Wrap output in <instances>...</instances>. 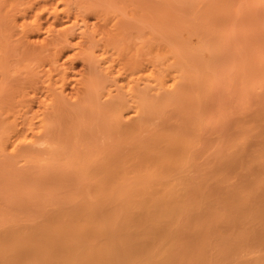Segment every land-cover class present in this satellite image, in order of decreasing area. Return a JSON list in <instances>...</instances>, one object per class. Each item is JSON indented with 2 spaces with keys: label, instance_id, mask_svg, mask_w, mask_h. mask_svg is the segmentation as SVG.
<instances>
[{
  "label": "bare ground",
  "instance_id": "bare-ground-1",
  "mask_svg": "<svg viewBox=\"0 0 264 264\" xmlns=\"http://www.w3.org/2000/svg\"><path fill=\"white\" fill-rule=\"evenodd\" d=\"M98 1L0 0V152L15 156L21 162L44 161L43 164H55L56 167L63 163L75 166L81 171L83 182L80 188L65 192L62 198L65 196L66 205H69L66 198L70 199L71 195L73 200L84 198V203L75 204V200L74 204L70 203L73 207L65 206L66 209H58L59 212L52 208L51 212H57L53 215L51 212L45 214V211L39 220L30 219L29 215L31 223L28 226L18 224L21 223L18 219V223H8L10 226L3 221L2 226L0 224V264H264V147L259 152V147L255 149L257 154L242 150L234 153L232 148L229 149L232 154L228 156L223 152V159L217 150L215 153L220 154L218 160H221L214 163L217 158L214 154L215 158L209 162L212 160L210 164L217 165L213 164L210 170L201 165L197 150L200 164L190 159L193 167L197 161L195 174L192 169L189 179L184 181V176H188L185 171L181 180L180 176L184 174L181 168L185 166V170H190L192 167L187 166L191 163L180 167L184 160L190 161L189 154H185L191 150L187 139L175 135L176 139L180 137V142H173V139L171 143L170 138H164L169 134L155 138L151 137L155 132H149L146 140L142 141L141 137L139 141V137L133 135L141 131L143 123L146 124L145 121L141 123L144 116L138 118L140 123L132 122L128 116L126 123L122 121L127 100L133 106L130 107L133 108L131 114L137 116L152 102L151 96L147 99V89L138 88V81L127 86L125 92L129 98L122 91L123 85L116 84L119 78L125 77L126 71L132 80L141 78L138 74L143 69L142 58L145 57L140 48L136 46L124 65L115 67L114 72V60L119 59V53L127 48L125 43H129L125 42L131 34L129 31L133 29L134 32L135 27L137 32L141 30L137 27L139 24L131 25L130 18L143 19L144 23L153 20L154 4L147 10L141 0L138 5L136 0ZM94 5L100 6L99 10ZM117 10L125 14L124 18L119 17L121 14L118 15ZM112 12L117 18L108 25L111 21L108 16ZM90 16L98 23L91 22L90 26ZM76 28H81L74 44L76 47L60 61ZM40 33L46 34L40 38ZM75 58H80L86 65L83 63L84 70L70 78L69 70ZM155 61L148 59L153 68L144 75L149 80L148 87L157 88L159 95L162 89L176 88L181 69L175 66L176 69H171L175 61L163 66H158ZM12 72L19 75L12 79ZM169 74L173 79L170 86L166 85ZM109 84L119 91L116 95L111 94ZM35 103L36 108L33 107ZM106 118H111L114 137L123 140L126 139L124 135L133 136L138 142L127 137L131 143H124L126 139L116 144L120 147L115 146L113 151L110 150L112 145L102 155L96 149L100 156L92 157L95 153L92 155L80 148L86 146L92 151V132L101 133ZM103 134V138L108 136ZM181 139L185 140V146ZM259 140L263 138L256 139ZM123 149L127 151L121 152ZM189 153L191 155V151ZM175 154L184 156L176 166L180 171L174 170L181 181L171 177L175 175L174 165L180 161ZM250 154L257 156L250 157ZM144 174L156 178L159 175L160 180L155 184L158 178L154 177L155 181L143 178L145 182H153L147 184L148 181L146 185L144 181L140 182V176ZM168 177L172 181H167ZM135 178L141 184L134 183L135 186ZM66 180L70 182L68 177ZM115 201L120 206L114 204ZM113 204L114 209L109 210ZM29 220L22 222L28 224Z\"/></svg>",
  "mask_w": 264,
  "mask_h": 264
},
{
  "label": "rangeland",
  "instance_id": "rangeland-1",
  "mask_svg": "<svg viewBox=\"0 0 264 264\" xmlns=\"http://www.w3.org/2000/svg\"><path fill=\"white\" fill-rule=\"evenodd\" d=\"M141 1H144L143 2L145 5L144 7H147V10L151 9V7L153 6L155 7V8L153 7L152 9L153 11L152 15H154L153 20L150 21L148 20L145 21L144 23L142 22L144 21L143 19H141L142 20L141 21L136 18L135 19L130 18V20L134 22V23L132 22L131 25L136 26V24H139L137 27L141 28V30L137 32V29H135L136 28L135 27L134 32H132L133 29L129 31L131 32V34L128 35L127 37L129 38V40L127 38L126 40L124 39L125 42H129V43L124 42L125 44H127L126 46L127 48L123 49L119 53V59L117 57V59H115L116 61L114 60V62L116 63L113 62L115 65L114 66L115 69L114 72H115L116 68L124 65L128 57L133 53V51H135V48L137 47H139L140 51H142V57H145L142 58L143 59L142 68L145 70L141 69L140 70L141 73L139 72L140 74H138L141 75L140 79L133 78L134 80L133 81L131 79L132 77L131 74L128 71H126V75H123L125 77L123 79L119 78L118 81L116 82V84L118 85L120 84L123 85L122 91L123 93L126 94V97H128V94L125 92L127 86L129 87L130 84H133L135 81H138V88L141 87L140 89L144 91L147 89L146 90L148 95L147 99L150 96L152 97V102L149 101V103L151 102L150 104H148V102H146L145 104L146 107L148 104L151 105L150 107L152 108L147 107L146 108L147 110L146 109H144V111L142 110V113L140 112V116L132 115L131 113H133L132 112L133 108L130 107L133 106L129 105V104L132 105V103L130 100H127V102L128 101L130 102L128 103L126 102V104L129 106L126 105L127 108L125 107L123 109L122 121L124 120V122L126 123L127 121L125 119L130 117L132 122L137 123L138 122L137 120H139L140 117L144 116L141 119V123L144 121L146 123V124L143 123L142 129H140L141 131H139L137 135L134 134L133 136L139 137L140 139L139 141H141V137H143L142 139L143 141L147 139V136H149L147 134H149V132H151L152 134L155 132V135L153 134V136L150 133L151 137L155 136V138L157 135H158L157 137L159 138L164 134L165 135L169 134L167 136H164V138L165 137L170 138L169 140L170 142L173 141V139H175V141L173 142H176L177 140L178 142H180L179 139L180 137H177L176 139L174 138L175 135H181V137L184 136L183 138L187 139L186 142L188 143V147L191 148L190 151L192 157L189 153L190 151L188 152L189 150L188 148H187L188 149L187 153H185L187 155L189 154V160L194 159V161L195 160L198 161L199 159L200 161V157L202 162L204 160L205 161L208 160L207 162L204 163L200 162V163L202 166L206 165V168L209 170L211 169V166L215 163V161H217L218 163L225 156L232 154L230 152L231 150L229 149L233 148V151H235L234 153H236V151H240V152L243 151L245 153H252V152L254 153L255 149L257 150L258 147H259L257 150L258 152L259 150H262L264 147L263 145L264 144L263 142L264 140L263 137L264 136L263 135L264 134V0H150V1L141 0ZM141 1L136 0V5L141 4ZM98 2L96 4H98ZM95 7L98 10L100 8V6L98 5H94V8ZM117 11H119L118 15L121 14L119 17L124 18L125 14H123L120 10ZM117 11L114 12L116 15H117ZM114 13L108 16L111 19L108 25H111L113 23L112 21H114L115 18H117L114 16L115 15ZM127 17L128 15L126 16V18ZM88 18H89L88 24L90 26L94 21L97 20L93 16H90ZM127 19H125V21ZM127 22H131V21L127 20ZM97 23L98 21L94 22L93 24H97ZM80 29L81 28H76L74 30V34L69 40L70 42L68 44V47L64 49L63 53L60 56V61L62 60L63 57L65 58L67 54H71L73 52L74 48L76 47L74 44H76L75 42H77V40L79 39L77 34ZM40 34L39 36L41 38V36H45L46 33H43L41 35ZM136 34L138 35L136 36ZM148 47H150L151 49L148 50ZM156 57L158 58L157 61H155ZM149 58L154 59V61L156 62V64H158V66H163L166 64L171 65V63H174L175 61V63L171 66V69H176V68L181 69V71L179 70V74L181 72V76L178 77L179 81L175 85L176 88L175 87L172 89L170 88L171 90L166 89V91L162 89L160 91L161 94L158 95L159 90H157V88L148 87L147 82H149V80L144 74L147 73L149 68L150 71L153 68V64H151L152 62H148ZM83 63L85 64V62L82 61L80 58L78 59L75 58L73 60L71 70H69L70 78L84 70V66L86 64L84 65ZM125 67L127 68V66ZM12 74L13 75L10 76L12 79L16 78L15 76L16 74L19 75V73L17 72L16 73L12 72ZM20 76L21 77L23 76L22 73ZM127 76H129V78ZM170 77L171 74H169V76L167 77L169 79L166 80V85L169 86L171 83H173V79L172 77L171 78ZM142 85L144 87H142ZM146 86L148 88H146ZM114 87L115 85L113 84L110 85V88H112L111 91L112 95H116L119 92ZM68 89L69 87H67V90ZM167 91H169V93ZM156 97H157V101H156ZM153 100L155 101L156 104H154ZM36 106L37 105L35 103L33 107L36 108ZM106 119L105 121H103L102 124L103 131L101 133L92 132V135L94 134L93 136L96 135L95 137L93 136L90 137L91 140L93 141L91 142V146H90L92 151L86 149L87 148L86 146L80 148L81 150L85 149L84 151L89 152V154L92 152V155H94L95 153V156L92 157H99L100 155L109 151L108 148H110V146L112 145L113 147H111L110 150L114 151V149H116V147L119 146V145L116 146V144L126 139L127 140L124 143L129 141V139L130 141H132V139L134 138L135 141L134 140L133 141L134 142L137 141L136 137L133 138L132 136V138H130L128 135L127 136L124 135L126 139L123 138V140H121V137L119 138L115 136L120 140L119 139L114 140L113 138H115L114 137L115 133L113 130L114 126L111 125L112 123V121L110 120L111 118L109 119L106 118ZM103 125L106 127H104ZM157 131H159V133ZM107 132L109 134H107ZM103 133H106L105 135L108 136H105V138H103L104 137ZM170 136H172V139ZM127 137H129V139ZM95 138L97 141L95 140ZM257 138L258 139L263 138V140H259V142H257L258 141V140L256 141ZM94 140L96 141V143ZM130 141L129 143H131ZM83 143L84 141L81 142V144ZM181 143L184 144L185 140L183 141V139H181ZM258 143L259 144L261 143L260 144L261 146H259ZM121 144L123 143H120V145ZM236 147L238 148V150H236L237 149ZM96 149L99 150L98 152L100 153V155L99 153H97ZM197 150L199 151L200 157L196 154L198 152ZM217 150L218 152L222 153L220 158L223 155V158H221L220 160H218L219 153L218 152L215 153ZM124 151L127 150L124 149L123 151L121 150V152ZM223 152H226L225 156ZM5 154L6 153L0 154V158H1L0 159V216H1L0 224L3 221H5L4 223H7V225L10 226L12 222L14 221L19 222L20 220L21 223L17 222L18 224H22L23 226H28L31 223V221L29 220L30 217L31 218L33 217V219L37 218V220H39L38 217L43 218L42 215L44 216L45 211H46L45 214H48L52 210L54 209L56 210V208L57 210L58 209L64 210L66 209L67 206L69 208L73 207L74 205L71 206L70 203L71 202L73 203L75 200H76L75 204L81 202L84 203V198L80 197L81 198L80 199L78 197L79 201H77L78 198L77 199L75 198V200H73L74 197L71 198L72 196L71 195L70 197L68 196L70 199L66 198V200H68L67 204L69 202L70 205L69 206L66 205L64 198L65 196H63L62 198V195L64 194L66 195L65 192H68L69 190L72 191L73 188L75 191L76 188H80L81 183L83 182L82 173L81 171H77L75 166H72L71 164L64 165L66 163L63 164L58 163L63 166L57 165L58 167H56L55 164H50V165L48 163L43 164L44 161L30 162L27 160H22L21 162V160L16 158L15 156H11L9 154L5 155ZM214 154H217L216 156L217 158H215ZM256 154H254L253 156L256 157L257 156ZM176 156L180 159V161H178V163L174 165L173 168L175 169L172 168L173 171L177 169L176 166H178L179 163L181 162V157H183L184 159V156H179V154ZM253 156L251 155L250 157ZM209 159H214L213 161L214 163L210 164L212 163V160H210L209 162ZM191 160L188 161V159H186V162L184 160V163L183 162L180 163V167H182L181 164L183 165L185 163L187 164L191 163L192 162ZM192 163L189 165L187 164L185 165H187L190 168L191 167L190 165H192L193 167ZM196 163H194L195 167L193 168L191 167L190 170L187 169L185 170L184 168L185 166H183L184 169L181 168L183 170L182 172H184V174L181 175L182 177L180 176L181 180L184 179V177H186L184 181L188 180L189 179L188 177L192 174L191 173L192 171L193 174H195L194 169L197 167ZM217 163L214 164V166H216ZM208 165H210V167ZM187 166L186 168H188ZM180 167H178L179 171H180ZM176 171H174V174L176 173ZM185 171L188 173V174L186 173V175L188 176H184ZM78 173H80L81 176ZM177 175L178 174H175L172 175L171 177H173V180L175 181H181L179 177L177 178ZM144 176H140L141 181L139 178L138 181H140L141 183L142 181H144V183L146 184V182L149 181L148 179L151 178V181L153 180L155 181V179L158 178V180L154 182L156 184L160 180L159 175H157L158 176L157 178L154 175L149 176L148 174H144ZM174 176H176L177 180ZM67 177L68 180L70 181L69 183L66 180ZM146 177L149 178L147 179L148 181L145 182ZM171 177H168L167 181H172ZM143 178H145V180ZM135 179L136 182H133V184L134 183L141 184L140 182H137V178ZM128 180L127 183H129L131 178L129 181ZM163 180L161 179V182L163 183L164 181L166 182V179L164 181ZM72 181H74L73 184L71 183ZM151 181H149V183L147 184L153 183ZM131 183L129 184L132 185ZM36 184H38L37 188L35 187ZM76 184H78V186H75ZM32 187L33 189H31ZM9 192L12 194H10ZM70 192L67 193V195H69ZM44 193L45 195H43ZM45 198L48 199L49 201H47ZM116 201L114 202V204L116 203ZM57 202L60 204L58 205ZM54 203L57 205H54ZM48 204H50L49 207ZM118 204L119 202L116 203V205L120 206V204L119 205ZM113 205H110L112 207L111 208L108 207V209L110 208L109 210H111L113 207H115V205L114 206ZM57 206H61V208ZM108 209L106 210L109 211ZM40 210L41 212H39ZM59 210L57 212H59ZM56 211L51 212V215H53L54 212L57 213ZM31 212L32 214H29ZM6 214L12 217L9 218L7 217ZM17 214L20 217H18ZM22 216H24L23 219H20L22 218ZM26 218L29 220L28 224L26 223L27 221L22 222V220L23 221L27 220ZM9 219H12V221H9ZM32 222H34V220ZM18 224H16L15 226H20ZM2 228H4V225Z\"/></svg>",
  "mask_w": 264,
  "mask_h": 264
}]
</instances>
